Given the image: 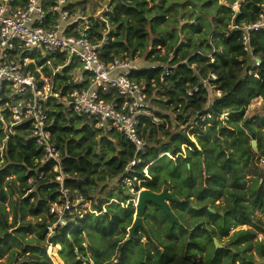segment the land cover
<instances>
[{"label": "trees", "instance_id": "obj_1", "mask_svg": "<svg viewBox=\"0 0 264 264\" xmlns=\"http://www.w3.org/2000/svg\"><path fill=\"white\" fill-rule=\"evenodd\" d=\"M236 1L239 0H225L224 4L217 0L110 1L104 16L111 25H119L124 16L132 15L139 24L138 37L152 40L144 56L149 65H140L142 69L130 76L144 86L152 116L141 117L145 151L138 154L141 162L130 167L135 148L120 132L96 129L95 120L68 113L61 102L47 103L48 130L60 153L63 186L69 189L71 201L80 196L90 209L82 218L66 216V225L57 224L58 217L50 214V209L60 205L62 197L53 163L41 164L43 150L30 138L28 123L5 130L9 114L7 110L0 111V260L6 258L0 264H53L46 254L47 243L60 247L59 255L66 264H91L83 259L86 250L94 254L93 264H126V248L131 242L124 239L135 214L126 180L134 194L141 189L172 191L171 195L180 200L172 203L178 209L172 212L175 218H185L182 212L186 211L193 218L205 219L206 225L214 228L212 235L203 228L204 223L195 230L201 229L208 237L221 239L228 236L231 228L248 223L261 230L252 214L258 210L264 215V181L257 178L247 185L243 169L250 164L256 169L257 162L264 160V130L259 133L264 117H248L246 112L255 99L260 98L264 104V32L253 33L250 38L253 56L260 61L255 65L252 55L242 49L240 30L229 27L233 21L237 26L254 22L264 0H240L238 16L234 18L230 6ZM105 30L104 20H94V42L104 38ZM112 36L110 28L108 38ZM116 44L107 46L105 41L103 50L112 51ZM157 48L164 49L163 55ZM130 53L126 46L123 53L115 51L114 55L127 57ZM105 54L108 56V51ZM63 62L64 57L59 56L52 64L57 67ZM164 65L170 66L167 76L161 67ZM76 70L80 72L70 64L52 75L51 68L42 67V73L62 95L90 85L87 78L74 81ZM209 73L216 76L210 80L211 88L201 84ZM195 88L197 91L187 95ZM216 91L220 96H215ZM103 97L121 100L112 93ZM182 146L186 148L185 156ZM12 199L15 205L10 203ZM218 199L222 204H215ZM147 208L145 222L159 224L153 211L157 212L171 226L166 237L175 238L179 222L172 225L151 203ZM54 225L51 234L48 228ZM138 232L143 230L138 229L134 239L140 241ZM195 232L182 255L175 256L168 246L163 256L156 254L152 259L146 250L139 264H222L223 257L225 264H235L234 253L215 249L214 245L212 257L197 259L196 250L201 245L194 238ZM92 234L100 236L105 248L94 245ZM253 237L255 233L249 230L239 231L231 246L249 243ZM111 251L117 254L116 262L110 258ZM258 254L264 258V243L259 245Z\"/></svg>", "mask_w": 264, "mask_h": 264}, {"label": "built area", "instance_id": "obj_2", "mask_svg": "<svg viewBox=\"0 0 264 264\" xmlns=\"http://www.w3.org/2000/svg\"><path fill=\"white\" fill-rule=\"evenodd\" d=\"M69 5L67 0H0V103L5 99L0 111L7 110L9 114L4 128L10 130L28 123L30 138L43 150L41 164L53 163L62 202L54 204L50 214L58 217L57 224L61 226L66 225V216L82 218L90 209L80 196L71 201L69 189L63 186L60 153L52 144L48 130L47 103L61 102L68 113L95 120L96 129L120 132L135 148L130 167L141 162L138 154L145 151L141 117L152 116L147 109L144 86L130 78L131 73L142 69L140 60L107 56L103 50L105 39L94 42L91 27L95 19L74 12ZM239 6L240 0L230 6L234 15L239 12ZM229 29L240 30L243 51L252 55L255 65H259L260 61L253 56L250 38L253 33L264 32V4L260 5L254 22L241 26L231 24ZM59 56L64 57V62L54 67L51 61ZM44 59L47 61L43 66L51 68L52 75L67 65H75L80 72L74 74V81L79 83L87 78L90 85L85 90L62 95L42 73L43 66L38 65ZM161 67L167 76L170 66ZM215 79L209 73L201 84L211 88L210 80ZM195 91L197 88L186 93L191 95ZM109 93L121 100H106L103 95ZM214 94L220 96L218 91ZM153 120L158 122L155 117ZM124 183L130 184L129 180ZM55 228L56 225L48 230L52 234Z\"/></svg>", "mask_w": 264, "mask_h": 264}, {"label": "rangeland", "instance_id": "obj_3", "mask_svg": "<svg viewBox=\"0 0 264 264\" xmlns=\"http://www.w3.org/2000/svg\"><path fill=\"white\" fill-rule=\"evenodd\" d=\"M70 5H72V9L74 12H79L84 14L85 16L93 17L95 20H104L105 21V27L106 30L104 32V38L108 45H111V43H117L116 45H113V50H108L107 48L104 50L105 53L108 51V56L111 57H117L114 55L115 51L122 52L125 51V47L127 46L131 53L127 55L126 58L132 59L134 57H137L140 60L141 66H148V62L144 60V56L147 51L150 50V45L152 44V40L147 41V39L139 38L138 34L136 32V29L139 28V24L137 23L136 17L130 15V16H124L122 18V21L119 25H111V23L106 20V17L104 14L108 11L109 4L111 0H67ZM189 1V0H185ZM242 1V0H241ZM219 4H224L225 0H217ZM163 26V25H162ZM113 29V36L109 39L108 38V29ZM114 41V42H113ZM156 51L160 52L162 55L164 53L163 48H157ZM43 58V57H42ZM50 59V58H48ZM53 62V61H51ZM37 65L35 66L36 69ZM41 71V69H40ZM75 73H78L76 70ZM247 116H255V117H264V104L260 98L255 99L251 102V104L248 106L247 110ZM169 115L175 119V115L172 114V112H169ZM225 119V118H222ZM264 130V127L259 129L260 135L262 134V131ZM190 138L193 141H196L194 139V136H190ZM1 145V143H0ZM198 150L200 149L197 145ZM232 149V148H231ZM233 150V149H232ZM186 148L185 146H182V156L186 155ZM163 155V154H162ZM162 155H160L158 158H160ZM257 168L255 169L251 164L248 166V168H244L245 173V180L247 185H251L255 179H259L261 181H264V161L263 162H257ZM144 173H147V170H144ZM259 173V174H258ZM137 186H140L138 183ZM126 188L129 189V192L133 195L132 203L133 206H135L137 201V194L142 191H138L134 194L131 184H127ZM164 189V188H162ZM162 191V190H161ZM172 193V191H169ZM192 200H195L194 198H191ZM10 203L12 205H15L14 199L10 200ZM222 204L221 199H218L215 201V204ZM7 210L8 204L5 205ZM168 206L171 210V212L177 213L178 209L175 208L172 203H168ZM135 208V207H134ZM148 210V208L146 209ZM146 210L145 215L143 217V224L145 226V231L138 232L140 235V241L137 239L131 240L129 245L126 248V264H139L144 259V253L146 250L149 251L150 256L152 259L157 254L158 257H161L166 252V247H170L171 252L175 256H180L183 254L185 250L186 243L190 241V235L193 231H196L194 234V238L200 243L201 248H198L196 250V257L197 259H201L203 261L207 260L208 258L213 256V248L212 245H217L218 250L226 249L230 250L232 253L236 255V262L235 264H264V258H261L258 254V248L261 243H264V215H262L258 210H255L252 214V218L254 221H259L261 230H257V228L252 225L251 223L245 224V225H239L237 227L231 228L228 236L221 237V239H218L216 237H208L202 230H195L196 227L200 223H204L205 225L203 228H208L209 234L212 235L214 228H210L206 225V221L203 218H193L192 215H190L188 212H182L183 217L180 219H176L177 222H179V225L177 229L175 230L176 237L172 239H168L166 237L167 233L171 229V226L169 225V222L165 219H163L160 214L153 211L156 218L159 220V224H155L152 222V220L145 222V216H146ZM173 214V213H172ZM134 218V217H133ZM11 220V214H9V221ZM27 220L32 219L30 217L27 218ZM176 222V223H177ZM176 225V224H172ZM251 231L255 233V237L251 240L249 243H243L238 245L237 247L231 246V241L236 237V234L239 231ZM128 235V230H127ZM125 236V238L127 237ZM34 235H29L30 237H33ZM94 245H97L98 247L105 248V242L101 240L100 236L96 234H92L91 237ZM46 254L49 257L50 261L53 264H66L61 256L59 255L60 247L56 246L53 247L49 243L46 244ZM87 244H84V247H86ZM216 249V248H215ZM109 254L111 260H114L117 258V254L115 251H111ZM92 257H94V254L90 252L89 250H86V256L83 258L84 260H90L91 264H93ZM223 262L222 264H225V257L222 258ZM6 258H3L0 260V262H5ZM116 262V260H114Z\"/></svg>", "mask_w": 264, "mask_h": 264}, {"label": "water", "instance_id": "obj_4", "mask_svg": "<svg viewBox=\"0 0 264 264\" xmlns=\"http://www.w3.org/2000/svg\"><path fill=\"white\" fill-rule=\"evenodd\" d=\"M238 16V13L235 14L234 18ZM235 24V21H233ZM254 145V143H252ZM179 199L173 197L168 189L164 188L160 193L150 192L148 190H142L137 194V201L135 204V214L133 218V223L128 230V235L124 239V242H129L133 240L136 236L137 230L141 229L145 231V226L143 224V217L145 215V210L147 208V204L151 203L155 205L157 208L161 209L163 214L170 220L172 224H176L177 220L175 216L172 214L168 203H178ZM211 212H214L211 210ZM215 248L217 245L215 244Z\"/></svg>", "mask_w": 264, "mask_h": 264}]
</instances>
